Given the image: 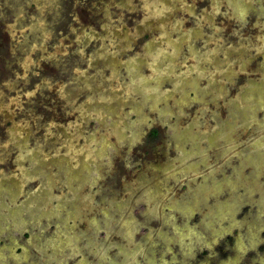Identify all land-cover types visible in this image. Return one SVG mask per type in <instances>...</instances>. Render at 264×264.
Returning a JSON list of instances; mask_svg holds the SVG:
<instances>
[{"label": "rangeland", "instance_id": "374dc122", "mask_svg": "<svg viewBox=\"0 0 264 264\" xmlns=\"http://www.w3.org/2000/svg\"><path fill=\"white\" fill-rule=\"evenodd\" d=\"M0 264H264V0H0Z\"/></svg>", "mask_w": 264, "mask_h": 264}, {"label": "flooded vegetation", "instance_id": "af4514ba", "mask_svg": "<svg viewBox=\"0 0 264 264\" xmlns=\"http://www.w3.org/2000/svg\"><path fill=\"white\" fill-rule=\"evenodd\" d=\"M121 131V127H120V125H117L116 127H114L113 129H112V132L114 133V135L115 134H117L118 132H120ZM154 130L152 129L151 130V133L153 132Z\"/></svg>", "mask_w": 264, "mask_h": 264}, {"label": "trees", "instance_id": "16d2710c", "mask_svg": "<svg viewBox=\"0 0 264 264\" xmlns=\"http://www.w3.org/2000/svg\"><path fill=\"white\" fill-rule=\"evenodd\" d=\"M151 136H153V137L155 136V131H153V132L151 133Z\"/></svg>", "mask_w": 264, "mask_h": 264}, {"label": "bare ground", "instance_id": "6f19581e", "mask_svg": "<svg viewBox=\"0 0 264 264\" xmlns=\"http://www.w3.org/2000/svg\"><path fill=\"white\" fill-rule=\"evenodd\" d=\"M165 10V9H164ZM168 37L166 36V41H167ZM161 43V42H160ZM164 47V46H163ZM164 49V48H163ZM193 65V64H192ZM155 74V73H154ZM183 76V75H182ZM18 133V132H17Z\"/></svg>", "mask_w": 264, "mask_h": 264}]
</instances>
